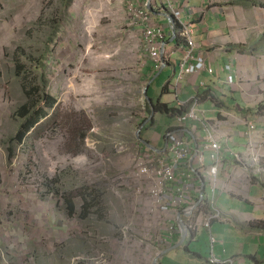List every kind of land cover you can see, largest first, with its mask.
<instances>
[{
    "label": "rangeland",
    "instance_id": "rangeland-1",
    "mask_svg": "<svg viewBox=\"0 0 264 264\" xmlns=\"http://www.w3.org/2000/svg\"><path fill=\"white\" fill-rule=\"evenodd\" d=\"M119 3L0 0V264L157 259L155 248H147L149 237L156 238L151 214L135 201L142 184L135 175L143 160L135 124L140 102L129 81L114 78L113 56L99 58L117 46ZM166 79L165 73L155 79L149 94L158 96ZM41 94L53 107L18 142L19 110H38ZM171 121L157 114L149 134ZM79 189L88 204L77 198ZM71 194L70 214L64 197ZM145 220L149 237L140 229Z\"/></svg>",
    "mask_w": 264,
    "mask_h": 264
},
{
    "label": "crops",
    "instance_id": "crops-1",
    "mask_svg": "<svg viewBox=\"0 0 264 264\" xmlns=\"http://www.w3.org/2000/svg\"><path fill=\"white\" fill-rule=\"evenodd\" d=\"M148 2L120 0L118 13L113 18L119 35L117 46L113 54L100 52L99 58L113 56L110 63L114 78L129 81L132 96L140 102L137 103L140 111L135 114L138 128L150 113L147 99L144 97L146 110L140 101L146 86L152 104L160 102L182 111L181 114L155 112L153 121L146 123L139 133L150 147L139 143L167 167L174 168L177 177L188 169L194 170L196 191L187 197L193 196L196 200L201 194L206 200L214 197L221 214L220 219L211 223V231L201 225L194 235L186 233L184 239L180 233L165 243V231L159 227L163 219L153 218L151 222L157 226L156 240L152 243L157 255L159 253L157 264H210L211 254L223 261L232 260L231 264H264V0H171L172 8L179 11L180 22L192 30L195 47L189 64L202 65L196 74H183L176 89L172 86L180 72L186 45L177 38V32L173 36L167 19L170 8L166 12L162 2L150 0L146 7L150 22L152 26L161 27L165 36V64L157 70L153 68L146 48L145 26L138 14ZM163 73L167 79L162 88L167 87V91L151 96L150 85ZM228 103L232 107L227 106ZM191 110L196 120L181 124L179 118ZM130 114L124 121L128 129L133 128L134 117ZM157 114L161 118H171L172 123L165 124L160 134L150 135ZM211 114L214 116L207 117ZM251 126L255 128L253 131ZM209 133L221 145L223 160L214 193L207 174L198 172L197 160L198 154H203L205 165H212L209 152L204 149L207 142H212ZM167 134L178 135L190 145L189 162L175 164L169 152ZM235 154L240 155L243 162H236ZM182 186V183L178 184V187ZM173 189L172 185L168 187L169 199L177 196ZM145 194L148 195V189ZM135 201L142 213L155 215L151 208L156 207L151 202L138 197ZM142 226L144 229V224ZM210 233L216 238L213 246ZM181 241L180 246L169 250ZM116 247L114 243L111 250L117 251Z\"/></svg>",
    "mask_w": 264,
    "mask_h": 264
},
{
    "label": "built area",
    "instance_id": "built-area-1",
    "mask_svg": "<svg viewBox=\"0 0 264 264\" xmlns=\"http://www.w3.org/2000/svg\"><path fill=\"white\" fill-rule=\"evenodd\" d=\"M165 5V9L167 12V8L170 10L167 15V19L170 23V28L174 29L177 32V36L181 38L186 45V51L180 63V72L178 74L177 80L172 86V88L176 89L178 86V79L185 73L188 74H196L197 71L201 70L202 65L197 63L196 66L190 65L189 61L193 60V49L195 47L193 39H192V30L186 23L180 22V14L179 11L172 8L171 0H159ZM147 5L138 12L139 18L142 20L145 26V41L147 45V51L150 56V60L152 62V66L155 70L159 69L162 65L165 64V55H164V31L161 27L152 26L150 22V12L147 10ZM167 6V7H166ZM167 14V13H166ZM175 36V33H173ZM210 72V71H208ZM228 83L231 84V79H228ZM144 93V89H143ZM140 101L143 105V110H146L144 104V96L141 95ZM187 120H196V116L194 111L191 110L185 116L179 118V122L183 124ZM254 126L250 127V130L253 131ZM212 139V142L206 143L204 149L209 152V159L212 163L211 166L207 167L205 165V158L203 154H198V165H199V173L207 174V179L212 184L213 193L215 192L216 183H217V175L219 167L222 166L223 160L221 157V145L214 139V136L209 133V137ZM168 139V148L169 152L173 155V160L176 165H180L182 162H189V159L192 154V150L190 145L184 141L182 138L178 137V135L167 134ZM141 148V147H140ZM142 158L140 165L136 169V177L141 180L142 184L140 188H137L136 192L138 193V198H143L148 202H151L156 208H151L154 210L155 215L151 214L152 220L153 218L161 217L163 220L160 221V228L165 231V237L163 239L164 243L167 240H171L177 235H179L184 229L186 233L194 235L199 227L203 225L209 231H211V223L221 218L220 212L216 208V202L214 197L210 200H206L204 195L201 194L199 200H196L193 196L191 198L187 197V194L191 193L195 190V186L193 185V181L196 178L194 170L185 171L181 177H177L175 169L172 167H167L163 161L158 160L155 154H149L147 150L141 148ZM197 157V152L195 153ZM195 157V159H196ZM193 160V158H192ZM191 160V161H192ZM234 160L236 162H243V159L240 155L235 154ZM182 183V187H178V184ZM192 183V185H191ZM172 185L174 186V191L177 193V196L168 198V187ZM146 189H148V195L145 194ZM193 193V192H192ZM158 212V213H157ZM182 224V226L180 225ZM144 224V229L142 233L149 237L150 228L148 221H143L141 223L140 229H142V225ZM153 224V222H152ZM147 225V227L145 226ZM155 229V236H157V226L153 224ZM210 242L212 246L216 242V238L212 233H210ZM148 237L145 239L147 240ZM151 244H150V240ZM156 240L155 237H149V244L147 243V248L152 245ZM159 242H162L159 239ZM159 255V253H158ZM157 255V256H158ZM232 260L223 261L219 259L214 254H211L209 258L210 264H231Z\"/></svg>",
    "mask_w": 264,
    "mask_h": 264
},
{
    "label": "trees",
    "instance_id": "trees-1",
    "mask_svg": "<svg viewBox=\"0 0 264 264\" xmlns=\"http://www.w3.org/2000/svg\"><path fill=\"white\" fill-rule=\"evenodd\" d=\"M177 38L181 41V38H179V36H177ZM167 91V87H163L161 92L165 93ZM43 100V105H41L39 107L38 110L34 111L33 113H31V106L32 105H25L23 107L20 108V113L21 116L24 118L20 128H19V132L17 133V141L21 142L22 139L25 137L24 135L30 131L32 128H35V125L37 124V122L40 119H44L46 118V115L48 114V111L53 107L54 104V100L49 97V96H44L43 94H41L40 97ZM154 110L155 112H159V113H180L182 111L179 112V110L175 109V108H168V106L166 104L157 102L156 104H153ZM147 111L148 113L150 112L149 108L147 107ZM52 119V116L50 117ZM78 138L82 139L84 137V133L80 132L77 136ZM72 194L69 196H65L64 197V202L66 207L68 208V212L71 214L73 213V200H72ZM81 197L82 200L84 201L85 204H88L86 201V196H85V191L83 189H79L77 192V198ZM81 200V199H80Z\"/></svg>",
    "mask_w": 264,
    "mask_h": 264
},
{
    "label": "water",
    "instance_id": "water-1",
    "mask_svg": "<svg viewBox=\"0 0 264 264\" xmlns=\"http://www.w3.org/2000/svg\"><path fill=\"white\" fill-rule=\"evenodd\" d=\"M149 2H150V0H149ZM160 6H161V5H160ZM163 9H164V8H163ZM149 10L151 11V8H150V7H149ZM172 33H175L174 29H172ZM147 88H148V87L146 86L145 89H144V97L147 99V103H148V105H149V107H150V113H149L148 118L143 122L142 126L139 128V130H137L136 137L138 138V141H140V142H141L142 144H144L146 147H150V146L148 145V143L145 142V141H143V140L140 138V136H139V133H140L141 128H142L146 123H150V122H152V121H153L154 114H155V110H154L153 104H152L151 101L148 99V96H147V94H146V90H147ZM180 225L182 226L181 223H180ZM181 233H182V237L185 239V237H186V231L183 229ZM182 242H183V241H181L178 245H175L174 247H171L169 250H171V249H175V247L180 246V245L182 244ZM169 250L163 252L159 257H161L162 255H164L165 253H167ZM158 260H159V258H157V259L154 261L153 264H157V263H158Z\"/></svg>",
    "mask_w": 264,
    "mask_h": 264
},
{
    "label": "bare ground",
    "instance_id": "bare-ground-1",
    "mask_svg": "<svg viewBox=\"0 0 264 264\" xmlns=\"http://www.w3.org/2000/svg\"><path fill=\"white\" fill-rule=\"evenodd\" d=\"M205 183V182H204Z\"/></svg>",
    "mask_w": 264,
    "mask_h": 264
}]
</instances>
